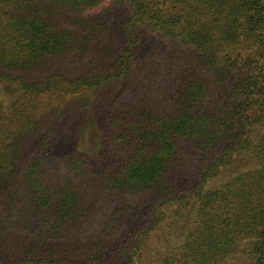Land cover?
I'll return each mask as SVG.
<instances>
[{
	"label": "trees",
	"instance_id": "obj_1",
	"mask_svg": "<svg viewBox=\"0 0 264 264\" xmlns=\"http://www.w3.org/2000/svg\"><path fill=\"white\" fill-rule=\"evenodd\" d=\"M107 3L0 0V264H264V0ZM147 30L174 55L171 113L119 106ZM75 111L80 151L49 154ZM184 148L198 188L167 196ZM102 194L148 200L115 208L143 228L86 229Z\"/></svg>",
	"mask_w": 264,
	"mask_h": 264
},
{
	"label": "rangeland",
	"instance_id": "obj_2",
	"mask_svg": "<svg viewBox=\"0 0 264 264\" xmlns=\"http://www.w3.org/2000/svg\"><path fill=\"white\" fill-rule=\"evenodd\" d=\"M120 1L122 0H108L106 6L112 7L113 4L116 2L120 3ZM114 10H116L114 15L110 14V17H118L120 21L127 18V5L125 2L120 3ZM139 39V45L142 47L141 51L148 50V52L143 53L144 57L141 59L142 69L136 68V76L130 81L132 84H130L127 91L121 94L119 106L135 105V107L146 111L150 109L157 113H171L174 108V98L176 97L174 94L175 84L172 83V72L175 67L171 64L174 60V55L170 51V46H166L167 41L152 31L147 30L142 33ZM156 42H162L163 48L153 53L154 55L150 54ZM187 53L190 54L191 52L188 49H180L178 55H186ZM0 99H11L5 93L2 85H0ZM104 109L105 107L103 106L101 107V111L97 108L94 112L96 115L94 118L96 122L100 121L101 127H103L104 122ZM84 119L85 114L81 111L61 116L56 127V132L52 136L53 141L49 154L59 157L67 152H79V149L78 151L75 150L77 143L80 141V138L77 136L79 135L78 124H81ZM196 156L189 148L182 149L181 156L177 158L176 164L172 165L164 180V186L169 187L165 195L171 196L175 193L186 196L198 188L200 180L194 176V157ZM53 165H56V163ZM220 179L221 177L219 176L214 181L216 182ZM210 183H213V180ZM152 197L155 196L152 195ZM143 199H138L137 197L131 200L118 199L102 194L100 201L95 203V209L98 211L97 216L91 219V224L86 229L90 231V227L97 228L98 223L110 221L113 231H116L115 236H113L114 242H122L130 229V225H134L135 229L143 228L141 218L136 221L137 217L133 214L134 210L145 206L148 200L143 205ZM122 205H127L129 208L134 207V210H128L126 214L115 211V208H121ZM131 219H134L133 224L129 222Z\"/></svg>",
	"mask_w": 264,
	"mask_h": 264
}]
</instances>
